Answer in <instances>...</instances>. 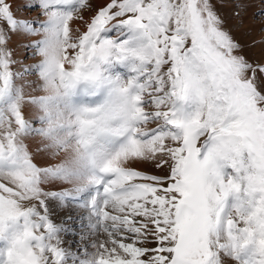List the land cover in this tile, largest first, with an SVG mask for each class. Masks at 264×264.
Returning <instances> with one entry per match:
<instances>
[{"label": "snow or ice", "instance_id": "1", "mask_svg": "<svg viewBox=\"0 0 264 264\" xmlns=\"http://www.w3.org/2000/svg\"><path fill=\"white\" fill-rule=\"evenodd\" d=\"M248 7L0 0V264H264Z\"/></svg>", "mask_w": 264, "mask_h": 264}, {"label": "rangeland", "instance_id": "2", "mask_svg": "<svg viewBox=\"0 0 264 264\" xmlns=\"http://www.w3.org/2000/svg\"><path fill=\"white\" fill-rule=\"evenodd\" d=\"M254 4H249V7L247 9V12L245 14L244 17V24L243 26L239 29V30H234V35L236 37L237 40H239L244 46V51L245 53L251 57V58H256L259 57L261 54H264V44L261 43H257L255 46H249L252 44V42L254 40L259 41L261 39L262 36H264V33L261 32V25L264 24L262 20H264V0H253ZM258 1V2H256ZM252 10V17L248 16V12H250ZM231 4L229 3V6L221 9V12L225 15L226 18L228 19V27H234L235 25V20L231 19ZM24 15L29 18H35L38 15L37 11H32V10H26L24 12ZM249 18L255 19V20H259V24L253 29H251L248 24H250L249 22ZM21 51V52H20ZM24 50L23 49H18L17 50V55L19 56H23ZM38 59L35 58H30L26 61V63H34L35 60ZM71 205H69V208L67 212V215L71 217V219H68L65 221L66 226L71 228L73 231L79 233L81 227V222L79 219V214L75 212V209H72ZM73 211V212H72ZM65 212V211H64ZM63 212V213H64ZM61 214V218L63 216H67L66 212L64 214ZM74 215V216H73ZM76 215V216H75ZM65 240L67 242H69L71 244V247L78 251V252H82V249L77 247V237L73 236L71 234H65ZM91 251V249H89Z\"/></svg>", "mask_w": 264, "mask_h": 264}, {"label": "bare ground", "instance_id": "3", "mask_svg": "<svg viewBox=\"0 0 264 264\" xmlns=\"http://www.w3.org/2000/svg\"><path fill=\"white\" fill-rule=\"evenodd\" d=\"M256 2H258V1H256ZM248 3L249 4H254V1L253 0H248ZM252 14V10L250 11V12H248V16H250ZM250 17H252V15L250 16ZM250 20H249V22H250V24H248V26L251 28V29H253L254 30V28L260 23L259 22V20L257 21V20H255V19H252V18H249ZM262 21H264V20H262ZM264 23V22H263ZM21 52V51H20ZM72 210V209H71ZM69 210L68 209H66L65 210V212H66V215H67V212H68ZM64 212V213H65ZM70 212V211H69ZM73 212V211H72ZM63 213V214H64ZM68 216V215H67ZM74 216V215H73ZM76 216V215H75ZM80 227H81V225H80Z\"/></svg>", "mask_w": 264, "mask_h": 264}]
</instances>
